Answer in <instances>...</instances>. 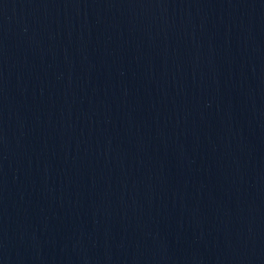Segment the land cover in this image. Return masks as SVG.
<instances>
[{
    "label": "water",
    "instance_id": "obj_1",
    "mask_svg": "<svg viewBox=\"0 0 264 264\" xmlns=\"http://www.w3.org/2000/svg\"><path fill=\"white\" fill-rule=\"evenodd\" d=\"M0 264H264V0H0Z\"/></svg>",
    "mask_w": 264,
    "mask_h": 264
}]
</instances>
